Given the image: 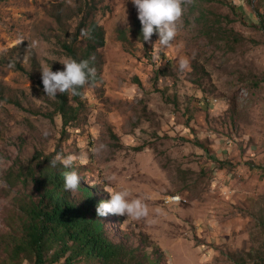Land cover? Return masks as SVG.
I'll return each mask as SVG.
<instances>
[{"label":"rangeland","instance_id":"1","mask_svg":"<svg viewBox=\"0 0 264 264\" xmlns=\"http://www.w3.org/2000/svg\"><path fill=\"white\" fill-rule=\"evenodd\" d=\"M182 8L161 48L155 32L142 41L131 0H0V264H33L26 251L11 256L24 201L38 198L28 169L81 152L86 163L71 169L97 200L124 187L147 205L141 220L101 217L111 241L158 250L160 264H264V0ZM84 20L104 32L101 80L85 84L63 128L41 71L63 69V44L81 53Z\"/></svg>","mask_w":264,"mask_h":264},{"label":"trees","instance_id":"2","mask_svg":"<svg viewBox=\"0 0 264 264\" xmlns=\"http://www.w3.org/2000/svg\"><path fill=\"white\" fill-rule=\"evenodd\" d=\"M81 25L89 33L85 36L81 53L69 44H63L62 48L68 57L77 61L88 60L89 66L95 68L94 77L87 83L99 82L97 59L98 51L104 46V32L95 21L84 20ZM139 32L141 34V25ZM12 65L15 70L24 72L18 62ZM84 87L77 96L67 92L57 94L54 111L60 117L63 128L77 120ZM45 160L36 165L37 170L34 166L27 171L38 198L24 201L23 235L14 246L12 257L16 258L26 251L31 254L33 264H76L81 261L94 264H160L158 250L148 255L139 248L111 241L101 217L96 214V207L102 200L94 197L92 189L79 185L75 192L84 199L81 204H76L70 197L71 192L63 188V173L72 169H65L59 163L53 168L49 165L50 160Z\"/></svg>","mask_w":264,"mask_h":264},{"label":"clouds","instance_id":"3","mask_svg":"<svg viewBox=\"0 0 264 264\" xmlns=\"http://www.w3.org/2000/svg\"><path fill=\"white\" fill-rule=\"evenodd\" d=\"M137 10V18L141 25V37L143 42H149L150 37L155 34L158 36V42L161 48H167L171 41L177 35V21L180 19L183 8V0H131ZM82 36H88L89 33L81 30ZM161 48L156 49L153 59H159ZM63 69L55 72L50 70V65H46L41 71V80L43 91L49 98L55 99L57 94L71 93L73 96L80 95V89L95 75V68L89 66L88 60L77 61L70 57H65L62 61ZM189 68V61L181 59L179 61V70L182 72ZM46 137L48 133L45 131ZM104 145H98L91 151L99 154ZM86 163V154L70 153L63 155L57 153L49 165L53 168L59 163L65 169H71L74 162ZM115 180V177H109ZM80 177L75 171H66L63 173V188L66 191L75 192L79 187ZM102 183V182H101ZM91 184H97V181L91 180ZM110 198L107 201H101L96 207L98 217H106L110 214L124 216L131 220H141L148 215L147 205L140 198H129L130 191L127 188L106 187ZM22 264H29L28 259H24Z\"/></svg>","mask_w":264,"mask_h":264}]
</instances>
